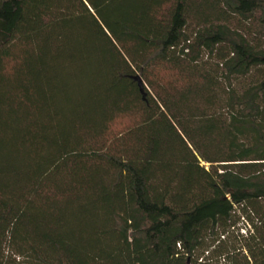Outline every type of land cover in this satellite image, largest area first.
Segmentation results:
<instances>
[{
	"label": "trees",
	"instance_id": "obj_1",
	"mask_svg": "<svg viewBox=\"0 0 264 264\" xmlns=\"http://www.w3.org/2000/svg\"><path fill=\"white\" fill-rule=\"evenodd\" d=\"M0 264H264V0H0Z\"/></svg>",
	"mask_w": 264,
	"mask_h": 264
},
{
	"label": "built area",
	"instance_id": "obj_2",
	"mask_svg": "<svg viewBox=\"0 0 264 264\" xmlns=\"http://www.w3.org/2000/svg\"><path fill=\"white\" fill-rule=\"evenodd\" d=\"M244 232V231H243Z\"/></svg>",
	"mask_w": 264,
	"mask_h": 264
}]
</instances>
